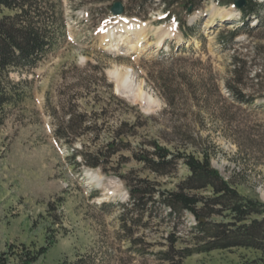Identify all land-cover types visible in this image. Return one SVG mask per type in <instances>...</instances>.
Instances as JSON below:
<instances>
[{"label":"rangeland","instance_id":"1","mask_svg":"<svg viewBox=\"0 0 264 264\" xmlns=\"http://www.w3.org/2000/svg\"><path fill=\"white\" fill-rule=\"evenodd\" d=\"M53 1L64 11L66 37L36 68L9 73L24 99L7 108L0 126V255L8 264L41 249L47 252L35 264H244L260 257L246 249L200 253L208 242L195 216L172 211L166 200L181 191L188 167L179 160L158 173L138 156L160 161L151 155L158 146L171 153L167 161L208 158L241 195L264 203V8L260 22L251 16L244 23L238 9L216 0L171 9L162 0ZM116 2L122 17L112 15ZM228 14L233 19L223 21ZM132 24L143 31L128 30ZM184 24L199 35L187 38ZM246 24L250 30L231 50L219 44ZM110 30L114 40L105 47ZM118 45L136 50L127 55ZM238 59L246 63L236 74ZM127 72L131 90L118 82ZM229 85L253 101L239 102ZM74 119H87L89 129L71 130ZM76 152L99 166L84 165ZM100 178L105 188L94 183ZM112 180L117 196L105 195Z\"/></svg>","mask_w":264,"mask_h":264},{"label":"trees","instance_id":"2","mask_svg":"<svg viewBox=\"0 0 264 264\" xmlns=\"http://www.w3.org/2000/svg\"><path fill=\"white\" fill-rule=\"evenodd\" d=\"M162 1L168 9H171L175 5H184L188 8L191 0ZM216 1L219 5L229 6L235 0ZM263 8L264 5L257 3L256 0H246V5L240 11L244 23L251 16H255L260 22ZM175 22L177 23L176 20ZM66 26L64 11L53 0H0V126L6 119L7 108L24 99L23 92H19V84L10 81V71L36 68L50 52L58 47L63 37H66ZM246 28L250 30V26L246 24L245 27L220 36L219 44L224 49L231 50ZM181 29L185 30L184 35L187 38L199 35L196 26L184 24ZM251 30L254 29L251 28ZM200 40L203 41L204 36L201 35ZM245 63L243 60H235L234 73L238 74L245 69ZM243 81L244 79L238 83L242 84ZM228 89L231 95L241 103L246 104L253 101L248 99L236 86L229 85ZM69 127L71 130L89 129L87 119L81 120L79 124L74 119ZM64 132L63 129H58V136L64 138ZM122 140L125 142L124 139ZM170 154L166 149L157 146L151 155L156 156L160 161H155L150 154L138 156V160L158 173L172 169L179 160L184 161L190 174L180 187V192L166 194L167 206L172 211L180 209L189 211L195 216L198 222L195 228L204 235V240L208 242L200 253L246 249L260 254V257L244 264H264V203L259 199L241 195L230 182L220 175L219 171L212 167L208 158L197 159L191 155H180L167 161ZM77 156L83 157L84 165L91 168L99 166L94 163V159L89 161L85 153L76 152L74 157ZM186 190L209 192L211 196L204 198L198 195H188L185 193ZM216 208H219V211ZM216 214L226 216L228 221L211 222L210 218ZM46 252L45 249L31 254L27 252L20 257V264H35ZM193 255L188 254L185 258ZM0 264H8L5 253L0 255Z\"/></svg>","mask_w":264,"mask_h":264},{"label":"bare ground","instance_id":"3","mask_svg":"<svg viewBox=\"0 0 264 264\" xmlns=\"http://www.w3.org/2000/svg\"><path fill=\"white\" fill-rule=\"evenodd\" d=\"M233 17H234V14H228V16L226 17V18H223V21H225V22H227V21H230V20H232L233 19ZM114 30V29H113ZM128 30H132V31H138V32H141V31H143V26L142 25H137V24H132L130 27H129V29ZM129 31V32H130ZM107 34V36H106V41L104 42V46L105 47H108V46H110L112 43H113V40H114V36H115V34H114V31H112V30H110V31H107L106 32ZM143 35V34H142ZM167 36H170V34H169V32H166L164 35H163V37L159 40V42H158V47L159 46H162V42H163V40H164V38H167ZM145 39H148L147 37L145 38ZM123 41V40H122ZM125 42V41H124ZM148 42V41H147ZM126 43V42H125ZM124 45H126V44H124ZM118 48H119V45H118ZM122 48V49H121ZM121 48H119V50L121 49V52L122 51H125L126 52V54L128 55V54H130V53H132V51H135L136 49L135 48H132V46L131 47H125V49L123 48V47H121ZM119 53H120V51H119ZM129 78H130V75H129V73L127 72V74H124V75H122V77L118 80V82H119V85L120 86H122V87H124V88H126V90H129L131 87H132V84H129ZM131 83V82H130ZM131 90V89H130ZM94 183H97V186H98V188H105L104 187V180L103 179H99V180H95L94 179ZM118 184V182L116 181V180H112V181H110V184L108 185V187H109V191H107V192H105V195H110V196H117V193L114 191V192H111L110 190V188H112L111 186H116ZM120 200H122V201H124L125 200V197H122L121 196V199Z\"/></svg>","mask_w":264,"mask_h":264},{"label":"water","instance_id":"4","mask_svg":"<svg viewBox=\"0 0 264 264\" xmlns=\"http://www.w3.org/2000/svg\"><path fill=\"white\" fill-rule=\"evenodd\" d=\"M246 5V0H235L234 1V6L241 10L244 6ZM111 12L113 14L114 17H119L124 15L125 13V9L124 6L121 2H116L113 7L111 8ZM115 52H117L116 50H114ZM131 99H133V97L128 93L127 94Z\"/></svg>","mask_w":264,"mask_h":264}]
</instances>
